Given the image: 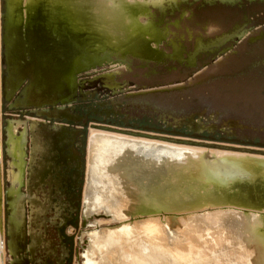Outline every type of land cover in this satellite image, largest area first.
Returning a JSON list of instances; mask_svg holds the SVG:
<instances>
[{"label": "rangeland", "instance_id": "1", "mask_svg": "<svg viewBox=\"0 0 264 264\" xmlns=\"http://www.w3.org/2000/svg\"><path fill=\"white\" fill-rule=\"evenodd\" d=\"M167 1L177 4L169 7L164 2L162 7L157 8L149 3L147 7L149 20L158 26L162 34L158 45H152L159 55L158 60L130 55L139 53L144 46L145 36L142 35L147 34L144 29L137 28L133 23L135 19L121 13L120 17L107 18L101 23L107 28L104 33L106 37L110 35L109 30L115 31L124 43L129 42L126 53L122 54L126 55L124 63L107 73L111 76L104 81V86L94 82L92 75H87L90 71L77 72L78 68L84 70L92 65L97 71L107 67L88 62L76 68L74 59L83 51L82 42L78 45L77 37L70 39L65 35H55L38 22L30 24L27 35L22 36L19 27L15 30L13 65L18 73H30L31 85L28 90L25 81L24 87L12 99L2 98L0 105L4 154L8 149L6 128L9 122L22 121L26 125L25 133H22L23 127L19 129L18 134L25 135V140H17V148H13V161L10 162L7 155V159H3L5 169L10 162L11 174L8 178L15 198L19 201L30 198V201L17 206V219L23 227L17 247L19 261L13 258L14 264H83L85 261L81 255L80 241L85 246L82 241L87 239L84 236L79 238L83 230L81 199L84 187L72 190L69 179L68 185L59 181L58 175L64 167L53 163L51 156L57 158V154L67 153L73 142L82 139L83 175L80 183L84 186L87 138L93 124L148 132L142 129L146 126L180 132L173 135L149 131L160 137L264 149V0ZM4 4L5 1L1 0L3 13ZM19 5V1L15 0L13 23L16 26L23 22L18 14ZM140 21L144 22L145 19L141 18ZM87 23L91 28L97 27L92 16ZM236 32L240 34L239 37H236ZM105 36L96 38L92 33L90 38L103 40ZM220 39L224 43L214 51H195L197 41L207 43ZM173 44L177 52L173 50ZM27 52L29 62L24 60ZM112 59L116 61L119 58L113 56ZM31 87L37 92H33ZM19 92L43 101L58 98L59 102L55 107L49 103L43 105L39 109L42 115L34 112L38 109L33 107L14 109ZM92 111L99 122L92 121L82 126L79 117ZM31 118H35L32 127L26 121ZM194 133L201 137L193 138L191 135ZM33 137L39 150L36 152L31 149ZM20 145H24V148H20ZM25 154L26 160L22 159ZM167 158L171 164L179 160L171 153H167ZM41 168L48 170L43 182L50 186L35 184ZM70 194H79L78 201H68ZM180 200L179 206L191 205V201ZM194 202L195 205L199 204V201ZM8 216L10 213L6 211L7 235L10 231ZM96 221L99 220L91 219L88 229ZM105 225L102 223V226ZM29 232L36 242L33 253L26 251V246L33 243ZM9 234H12V230ZM67 254L70 257L68 260L65 259ZM3 255L7 257L3 264H8L11 257L5 255V248Z\"/></svg>", "mask_w": 264, "mask_h": 264}, {"label": "bare ground", "instance_id": "2", "mask_svg": "<svg viewBox=\"0 0 264 264\" xmlns=\"http://www.w3.org/2000/svg\"><path fill=\"white\" fill-rule=\"evenodd\" d=\"M4 1V14L0 7V105L3 16L5 61L11 66L5 78L6 90L12 99L13 86L18 79L12 59L16 45L14 32L18 27L23 36L31 23L38 22L55 35L77 37L83 51L74 59L76 68L88 62L107 66L97 71L92 65L84 70L78 68L77 72L90 71L87 75L96 76L122 65L124 61H114L112 57L125 56L122 54L129 45L115 31L109 30L110 35L105 36L107 28L101 25L105 19L124 13L135 19L133 23L137 28L149 34L147 38L161 39L158 26L148 18V4L157 8L164 2L169 7L177 4V0L173 1L176 3L167 0H18V14L23 22L16 26L13 23L15 0ZM91 16L96 28L87 23ZM141 18L145 21H140ZM92 33L96 38L105 36L106 39L92 40ZM222 43L221 39L207 43L197 41L195 51H214ZM172 48L177 52L176 45ZM145 51L130 55L149 59V51ZM10 124L11 121L6 128L7 144ZM90 127L81 199L83 230L79 233L80 239L82 236L87 239L82 241L85 246L80 241L83 264H264V197L261 196L264 193V155L176 144ZM1 132L0 125V264H3L4 248L5 255L19 261L17 247L23 224L17 219V206L30 198L19 201L14 196L8 178L9 163L6 169L3 164ZM253 149L263 151L249 148ZM167 153L179 160L173 164L167 162ZM6 155L10 157L8 149ZM180 187L182 189L177 191ZM174 191L177 194L172 193ZM180 199L191 201V205L179 206ZM194 201L199 204L195 205ZM6 211L10 213L11 235L6 234ZM91 219L99 221L88 229ZM26 248L34 252L31 246ZM12 260L8 264H13Z\"/></svg>", "mask_w": 264, "mask_h": 264}, {"label": "water", "instance_id": "3", "mask_svg": "<svg viewBox=\"0 0 264 264\" xmlns=\"http://www.w3.org/2000/svg\"><path fill=\"white\" fill-rule=\"evenodd\" d=\"M3 9H4V5H3ZM4 14V13H3ZM4 16L2 18V22H3V32H2V59H1V65L3 67H5L4 69H2L1 73H2V98L5 99V100H9L11 98V95H8V92L6 90V77L9 75V72H10V69L9 67L10 64L8 62L5 61V28H4ZM27 35V34H26ZM15 67V66H14ZM16 69L14 68V71ZM17 72V70L15 71ZM16 77H18L17 79V83L16 85L13 86L14 90H13V94H15L19 89H22L24 87V84L26 83L25 81H27L26 83V86H29L31 85V75L29 72H26V73H16ZM16 90V91H15ZM30 90V89H28ZM21 91V90H20ZM33 92H37L36 89L33 90ZM12 94V96H13ZM21 97V98H20ZM31 100V101H30ZM57 102H59L58 98H55L54 100H49L48 101H43L41 98H36L35 96H29L28 94L25 95L24 92H19L18 93V98H17V103L16 105L13 106L14 109L16 108H23V109H26L28 107H33L35 109H38L34 112H36L38 115H42V111H39V109L43 106V105H47L48 103L51 104L53 107L56 106ZM12 108V107H11ZM91 126H94V127H99L100 129H103V130H109V131H114V132H119V133H126V134H129V135H132V136H138V137H148V138H154V139H159L160 141L161 140H164V141H168V142H174L176 144H179V143H182V144H187V145H192V146H204L206 148H212V149H216V148H219V149H227V150H230V151H240V152H245V153H250V154H254L255 152H258L260 153L261 155H264V149H260V148H257L258 150H263V151H257V150H249L250 147H244V148H236L235 147H226V146H222V145H218L217 143L216 144H210V143H205V142H198L196 143L195 141H191V140H188V139H179V140H174L173 138H170V137H167V136H161V137H157V135L154 134L153 135H149V134H152L150 132H158V133H168V134H173V135H179L180 132H175V131H165V130H157L155 128H151V127H146L144 126L142 129L143 130H146L148 132H139V131H133V130H130V129H118V128H115V127H110V126H104V125H91ZM150 131V132H149ZM193 138H198V137H201L199 134H192L191 135ZM209 140H212V138H209ZM231 142H236V143H239L237 140H231ZM258 146H260L258 144ZM243 147V146H242ZM261 196L264 197V193L262 194L261 193Z\"/></svg>", "mask_w": 264, "mask_h": 264}, {"label": "flooded vegetation", "instance_id": "4", "mask_svg": "<svg viewBox=\"0 0 264 264\" xmlns=\"http://www.w3.org/2000/svg\"><path fill=\"white\" fill-rule=\"evenodd\" d=\"M148 36H149L148 33L145 34V40L146 41L144 40V46L141 48V50H142L141 53H143L145 50L146 51H149V53H148L149 56H150L149 59H151V60H158V56L159 55L155 51V49L152 48V45H158V43L161 41V39L159 37H154V38H150L149 37V38H147ZM14 56H15V54L13 53V58H14ZM28 56H29L28 55V52L26 54H24V60H25V62H29V58L30 57H28ZM124 57H126V55L125 56H122V57L121 56L118 57L119 59H117V60L123 61V58ZM106 61H108V60H106ZM15 69H16V67H15ZM107 73L108 72H104L102 74H98L96 76H93L94 77L93 78V81L94 82H99L102 86H104V81H106V79H109L110 76H111L110 74L108 75ZM31 89H32V87H31ZM23 112H25V111H21V113H23ZM87 112H89V111H87ZM94 114H95V112L89 113V115L87 113L86 115H83V117H79L80 122L82 123L81 125L82 126H86V124H88V123H90L92 121L99 122L97 120V118L93 117ZM88 120H91V121L88 122ZM184 134H186V133H184ZM82 143H83L82 142V139L81 140L78 139V140H76V142L74 144L70 145L71 148L68 149L67 153H64L62 155L61 154H57V158H55L54 155L51 156V159L53 160V163H57V166H63L64 167L63 172H61V174L58 175V177H59L58 180L61 181L64 185H68V181L67 180L69 179V184H70L69 186L71 187L72 190L73 189H75V190L76 189H81V187H80L81 183L80 182L82 180V175H83V164H82V158H83L82 147L83 146H82ZM2 159L5 160V159H7V157H5L4 154H3L2 155ZM54 171H56L55 168H54ZM72 172H74V173H72ZM71 173L73 174V176L70 175ZM51 183L56 184V182L54 183L53 181H51ZM69 186H67V187H69ZM66 196H67V194H66ZM77 198L78 197L73 196L72 194H70V197H69L68 201H70V200L71 201H76ZM68 220H71V218L70 219H67V221ZM31 241L33 243H31L29 246H31L33 248V250H34V247L36 246V242L33 240L32 235H31ZM26 251H27V248H26ZM67 251H68L67 253H69V250H67ZM69 258H70L69 257V254H67L65 256V259L68 260ZM6 259H7V257H6ZM6 263H7V260H6ZM67 264H68V262H67Z\"/></svg>", "mask_w": 264, "mask_h": 264}, {"label": "crops", "instance_id": "5", "mask_svg": "<svg viewBox=\"0 0 264 264\" xmlns=\"http://www.w3.org/2000/svg\"><path fill=\"white\" fill-rule=\"evenodd\" d=\"M79 84V83H78ZM81 84V83H80ZM77 85V84H76ZM81 86H82V84H81ZM26 121L27 122H29V123H31V127H32V125L33 124H35V118H31V119H26ZM21 127H23V132L22 133H25L26 132V125H25V123L24 122H22V121H14V122H11V124H10V126H9V132H8V153H9V155H10V157H11V161L10 162H12L13 161V154H14V151H13V148H17V140H19L20 138L22 139V140H25V135L23 136V134H18V132H19V129L21 128ZM17 131V132H16ZM33 141H34V143H33V148H31L32 149V151L34 150V152H36V151H39V150H37L38 148H36L35 146H36V138L35 137H33ZM36 141V142H35ZM75 141V140H74ZM73 143H75V142H73ZM22 144H23V141H22ZM20 147L21 148H24V145H20ZM71 148V147H70ZM25 150H27V149H25ZM12 154V155H11ZM34 156H35V153H34ZM26 158H27V156H26V154H25V158L22 156V159H24V160H26ZM35 161V160H34ZM49 161V160H48ZM48 161H46V162H48ZM9 162V163H10ZM43 167V166H42ZM45 167V166H44ZM46 168V167H45ZM45 168H41L40 170H38V172H37V175H38V182L36 181L35 182V184L36 185H38L39 184V186H43V185H48V186H50V184H44V182H43V178L45 177V175H46V171H48V170H45ZM36 169V168H35ZM36 175V174H35ZM48 176V175H47ZM48 178V177H47ZM85 184V183H84ZM38 186V187H39ZM80 187L82 188V187H84L83 185H82V183H81V185H80ZM73 190H75V189H73ZM76 190H78V189H76ZM73 195V194H72ZM79 195V194H78ZM78 195H73V196H76V197H78ZM69 199V198H68ZM78 199L79 198H77V201H78ZM37 200V199H36Z\"/></svg>", "mask_w": 264, "mask_h": 264}]
</instances>
